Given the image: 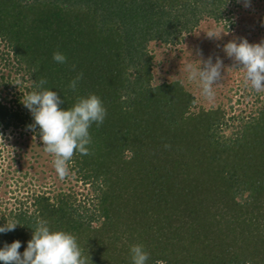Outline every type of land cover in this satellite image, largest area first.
Here are the masks:
<instances>
[{
    "label": "trees",
    "instance_id": "obj_1",
    "mask_svg": "<svg viewBox=\"0 0 264 264\" xmlns=\"http://www.w3.org/2000/svg\"><path fill=\"white\" fill-rule=\"evenodd\" d=\"M235 3L0 0L2 133L42 143L22 103L33 91H57L63 108L95 94L107 109L89 130V154L69 162L79 190L15 195L0 225H21L0 233V248L20 240L23 252L43 221L73 234L88 264H133L134 245L149 253L147 264H264V92L250 87L253 99L236 107L197 108L181 80L155 82L153 72L152 46L229 19ZM57 51L66 63L53 59Z\"/></svg>",
    "mask_w": 264,
    "mask_h": 264
},
{
    "label": "clouds",
    "instance_id": "obj_2",
    "mask_svg": "<svg viewBox=\"0 0 264 264\" xmlns=\"http://www.w3.org/2000/svg\"><path fill=\"white\" fill-rule=\"evenodd\" d=\"M243 4L250 7L251 0H243ZM206 35L209 39L217 40L223 36L216 31H208ZM223 51L232 59V66L244 69L245 84L250 85L256 92H264V41L252 43L247 38L233 39L223 45ZM53 59L60 64L67 62L66 55L59 51L53 54ZM225 67L223 60L217 56L215 62L209 57L202 61L199 68L187 64L184 70L188 73V79L198 81L204 96L212 100L215 96L213 85L221 80ZM82 78L81 72L70 82L69 87L75 91L78 81ZM45 83L46 80L40 81L41 86ZM63 102L61 96L54 90L33 91L22 97V103L34 118L29 130L35 133L38 127L43 148L54 157L53 166L61 180L69 176V162L77 152L89 154L87 147L91 143L89 130L93 123L97 126L102 125L107 116L102 99L95 94L79 98L70 108L61 107ZM18 224L20 223L7 221L0 225V233L14 231ZM32 229V238L23 252L20 251L22 245L20 240L5 243L4 247L0 248V262L88 264L73 234L62 230L52 231L43 221H38L36 227ZM130 251L133 264H147L149 253L142 245H134Z\"/></svg>",
    "mask_w": 264,
    "mask_h": 264
},
{
    "label": "rangeland",
    "instance_id": "obj_3",
    "mask_svg": "<svg viewBox=\"0 0 264 264\" xmlns=\"http://www.w3.org/2000/svg\"><path fill=\"white\" fill-rule=\"evenodd\" d=\"M230 8L229 19L202 21L177 45L152 46L155 82L172 79L183 81L186 88L195 95L197 108L229 104L236 107L237 99H253L249 95L245 96L246 92L252 90L250 85L245 84L244 69L232 66L233 61L223 51V45L238 38H247L252 43L264 41V0H251L250 7H245L243 0H236ZM208 31L222 33V39H209L206 35ZM217 56L226 66L225 73L213 85L215 96L209 100L204 96L200 83L188 79L184 68L187 64L199 68L203 60L211 57L215 62ZM53 159L34 135L20 134L18 129H8L3 133L0 130V208L15 206L14 196H21L24 190L30 191L32 188L52 190L73 186L79 190L70 175L64 180L59 178Z\"/></svg>",
    "mask_w": 264,
    "mask_h": 264
}]
</instances>
